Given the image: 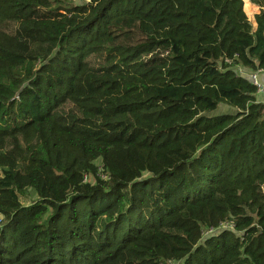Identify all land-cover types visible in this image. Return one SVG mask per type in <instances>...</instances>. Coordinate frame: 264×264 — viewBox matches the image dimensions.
<instances>
[{
  "label": "trees",
  "instance_id": "16d2710c",
  "mask_svg": "<svg viewBox=\"0 0 264 264\" xmlns=\"http://www.w3.org/2000/svg\"><path fill=\"white\" fill-rule=\"evenodd\" d=\"M248 1L0 0V264H264Z\"/></svg>",
  "mask_w": 264,
  "mask_h": 264
},
{
  "label": "rangeland",
  "instance_id": "374dc122",
  "mask_svg": "<svg viewBox=\"0 0 264 264\" xmlns=\"http://www.w3.org/2000/svg\"><path fill=\"white\" fill-rule=\"evenodd\" d=\"M244 1V11L248 17V19L255 25V16L259 13L260 8L258 6L253 5L248 0ZM256 98L258 100H262L264 98L263 95H256ZM235 109L227 106L225 104L219 105L212 113L213 114H219V113H226V112H234Z\"/></svg>",
  "mask_w": 264,
  "mask_h": 264
},
{
  "label": "built area",
  "instance_id": "2783aa9c",
  "mask_svg": "<svg viewBox=\"0 0 264 264\" xmlns=\"http://www.w3.org/2000/svg\"><path fill=\"white\" fill-rule=\"evenodd\" d=\"M227 63H231L230 59H226ZM241 73L244 76H247L251 83L256 87L257 95L264 96V68L257 69L256 71H247L244 68L240 67ZM106 177L105 175H102ZM2 217L0 216V222ZM227 226V225H226ZM213 232V231H210Z\"/></svg>",
  "mask_w": 264,
  "mask_h": 264
},
{
  "label": "crops",
  "instance_id": "0c3cea01",
  "mask_svg": "<svg viewBox=\"0 0 264 264\" xmlns=\"http://www.w3.org/2000/svg\"><path fill=\"white\" fill-rule=\"evenodd\" d=\"M258 100V99H257ZM258 101H260V102H264V98L262 99V100H258Z\"/></svg>",
  "mask_w": 264,
  "mask_h": 264
}]
</instances>
